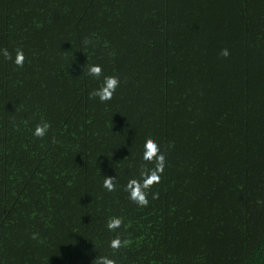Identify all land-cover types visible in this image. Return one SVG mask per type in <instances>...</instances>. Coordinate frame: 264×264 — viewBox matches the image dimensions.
I'll use <instances>...</instances> for the list:
<instances>
[{
	"label": "trees",
	"instance_id": "16d2710c",
	"mask_svg": "<svg viewBox=\"0 0 264 264\" xmlns=\"http://www.w3.org/2000/svg\"><path fill=\"white\" fill-rule=\"evenodd\" d=\"M149 137L166 166L139 207ZM100 256L264 264V0H0V264Z\"/></svg>",
	"mask_w": 264,
	"mask_h": 264
},
{
	"label": "clouds",
	"instance_id": "9594fccd",
	"mask_svg": "<svg viewBox=\"0 0 264 264\" xmlns=\"http://www.w3.org/2000/svg\"><path fill=\"white\" fill-rule=\"evenodd\" d=\"M84 43H90L85 38ZM3 56L6 59H13L11 53L5 48L2 50ZM229 50L227 48L220 50V55L227 58L229 56ZM25 62V54L22 49L16 50L14 63L18 67H23ZM87 75L93 76L99 79L103 76V68L101 65L92 64L87 66ZM120 85L119 77L115 75L104 76L102 83L96 89H93L89 93V98L98 97L101 102L110 101L113 98L116 89ZM50 123L45 121L35 126L33 135L37 138H43L47 135L50 128ZM143 161L145 164L141 165L140 178H131L128 180L124 187V190L129 194V199L136 203L139 207H146L149 204V191L155 185L160 183L162 174L166 166V157L164 152L161 151L158 143L151 137L147 138L143 145ZM151 164L153 167L149 168ZM107 191L113 192L116 190L115 177L105 176L102 185ZM159 193H152V198L157 199ZM123 223L120 217H111L107 222V228L109 231H115L120 228ZM37 237L36 233L32 234V238ZM126 241L122 242L119 237L114 238L110 241V247L116 251L122 246L126 245ZM95 264H116V261L108 256L96 257Z\"/></svg>",
	"mask_w": 264,
	"mask_h": 264
}]
</instances>
